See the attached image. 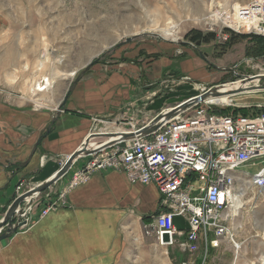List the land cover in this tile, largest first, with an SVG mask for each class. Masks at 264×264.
<instances>
[{
	"label": "rangeland",
	"instance_id": "obj_1",
	"mask_svg": "<svg viewBox=\"0 0 264 264\" xmlns=\"http://www.w3.org/2000/svg\"><path fill=\"white\" fill-rule=\"evenodd\" d=\"M249 1L0 0V20L3 21V26L0 27V46L4 50H14L15 58L9 70L12 73L10 76L14 78L16 86H19V94L31 99L37 112H65V102L72 92L70 88L90 62L96 61L78 82L94 77L100 83L113 73L125 76L126 83L130 85L131 102L123 105L115 114L90 116L96 123L92 125L88 135L112 133L116 130H128L130 114L133 121L141 126L157 118L163 111L170 109V112L183 102L201 95L203 89L209 90L237 82L240 76L256 73L246 69L244 65L235 70L236 74L232 71L235 65L246 58H254L256 62L262 63L263 57H246L245 51L228 69L216 70L210 60H206L207 54L211 60L224 58L223 61H227L238 56L241 47L232 46L234 49L229 50L228 56L222 57L217 53L222 49L223 43L216 42L214 37L208 42L202 39L209 34L214 36L211 30L225 28L224 14L231 12L233 7L237 9L238 6L246 5ZM214 15L216 16L213 17ZM165 31L173 33L177 40L164 38ZM127 39L131 41L126 43ZM185 43L199 54L200 60L206 62H194L198 73L196 80L187 75L175 76L169 75L170 73L160 76L155 68L149 67L150 60L157 59L160 56L158 53L164 56L166 48H179V51L169 54L172 57H181L180 46ZM240 43L245 45L246 50L248 39L240 40L235 45ZM136 65H141V68ZM251 84L250 90L257 92L240 96L248 102L247 106L212 105V109L216 112L228 108L262 110L264 79L260 80L258 88H252ZM39 86L46 87L44 92L39 93ZM34 87L38 92L28 90ZM112 137L108 139L111 140ZM90 140L100 146L106 138ZM92 150L95 149L89 151ZM67 157L58 163L55 173L63 166ZM86 157L76 159L65 176L40 192V198L32 203L31 215L34 219L37 218L34 212L42 206L41 198L46 193L54 196L55 192H59L62 189H58L59 184L66 177H69L68 181L79 170L81 162L89 160ZM49 160L51 159L48 156H41V167H45ZM263 160H256L255 165H264ZM242 170L254 174L257 168L245 166ZM20 182L24 183V192L44 183L41 180L25 178L18 183ZM18 183L12 188L9 206L15 200V187ZM242 189L226 213L227 235L218 247L205 246V243L199 242L194 254L182 251L178 245L165 250L149 231V225L144 228V232L151 236L150 241L146 244L133 243L126 264H264V188L254 189L247 186ZM235 202L237 207H234ZM21 208H26V205H21ZM7 209L0 212V220ZM12 224L15 227L14 214ZM4 231L1 230L0 235ZM17 232L20 230L17 229L15 233Z\"/></svg>",
	"mask_w": 264,
	"mask_h": 264
},
{
	"label": "crops",
	"instance_id": "obj_2",
	"mask_svg": "<svg viewBox=\"0 0 264 264\" xmlns=\"http://www.w3.org/2000/svg\"><path fill=\"white\" fill-rule=\"evenodd\" d=\"M238 46L241 48L235 58L211 60L207 54L206 60L216 70H226L244 55L245 45L233 47ZM180 48L181 57L169 54L179 48L164 49V56L155 52L160 56L150 60L149 67L160 76L170 73L196 80L194 62L202 60L186 43ZM14 58V50L0 46V212L9 206L16 183L24 178L47 181L58 163L82 146L94 124L90 116L115 114L131 102L126 77L113 73L100 83L94 77L78 82L65 102V112H37L32 100L19 94L20 88L10 76ZM32 89L37 91L28 88ZM43 155L51 159L45 167L40 164ZM85 163L83 160L78 169ZM67 201L68 207L35 217L27 232H17L0 242V264H126L133 243L150 241L144 228L160 213L156 186L131 184L119 171H94L85 184L69 193ZM175 225L185 227L180 218H175Z\"/></svg>",
	"mask_w": 264,
	"mask_h": 264
},
{
	"label": "built area",
	"instance_id": "obj_3",
	"mask_svg": "<svg viewBox=\"0 0 264 264\" xmlns=\"http://www.w3.org/2000/svg\"><path fill=\"white\" fill-rule=\"evenodd\" d=\"M224 15L225 28L211 30L216 42L224 43L229 39L225 30L264 38V0H250ZM229 17L234 19L232 23ZM256 61L246 58L235 65L232 71L244 65L256 73L240 76L237 82L228 84L250 81L258 87L264 77V57L262 63ZM207 91L203 89L201 94ZM211 106L205 100L176 112L169 119H165L169 112L165 110L157 116L160 118L157 130L146 136L141 131L153 120L138 126L130 114L128 130L119 133L132 134V137L119 136L117 141L88 155L83 168L74 172L59 192L54 196L46 193L41 198L37 217L43 218L51 211L68 207L69 193L85 184L94 171H119L131 184L154 185L158 189L160 213L152 218L148 229L161 247L178 245L190 254L197 251L199 242L218 247L227 235L226 213L242 188H264V165H255L256 160L264 159V106L263 111L253 117L223 115ZM245 166L257 170L250 174L242 170ZM23 187V182L16 185L15 199L25 194ZM40 195L32 193L21 204L26 208L19 205L15 210L14 226L22 224L18 227L20 232H27L34 225L32 203ZM175 218L182 219L185 227H177ZM164 235L168 236L167 242L163 241Z\"/></svg>",
	"mask_w": 264,
	"mask_h": 264
},
{
	"label": "water",
	"instance_id": "obj_4",
	"mask_svg": "<svg viewBox=\"0 0 264 264\" xmlns=\"http://www.w3.org/2000/svg\"><path fill=\"white\" fill-rule=\"evenodd\" d=\"M130 41H131V39H127L125 42L128 43ZM92 63L93 62H90L87 66H85L83 73L80 76H78L76 78V80L73 82V84H72V86L70 88L71 91L76 86V84L80 80L81 76L90 68ZM262 79H264V77H262ZM220 95L221 94H219V92H218L216 87L215 88H211L207 92H205L204 94H201V95H199V96H197L195 98H192V99H190L188 101H185L182 104L178 105L177 107L173 108L170 112H168L166 114L165 119L171 118L178 111H182V110H185V109L189 108L190 106L200 104V103L204 102L209 97H218ZM59 112H60V110H59ZM159 120H160L159 117L155 118L152 121L150 126L144 128L141 131V134L146 136V135H149L150 133H152L153 131H156L157 128H158ZM50 129H51V126L48 127L46 134L49 133ZM107 136H108L107 134H102V133L88 135L87 138L84 140L82 146L79 147L76 151H74L73 153H71L67 157V159L65 160L63 166L51 178H49L47 181H45L43 184L39 185L38 187L34 188L33 190H30V191L26 192L25 194H23L22 196L16 198L12 202V204L8 207L4 217L0 220V231L1 230H5L4 233L0 235V242L10 238L16 232L18 227H20L22 225V224H20L18 226L13 227L12 216H13L15 210L17 209V207L24 201V199H26L27 197L31 196L32 193H34V192H39L40 193V192H43L46 189H48L52 184L57 182L61 177H63L66 174V172L71 167L72 163L76 159H78L79 157L91 155V154L95 153L98 149L108 146L109 143H111V142L102 143L99 146L100 148H97L95 150H92V151L87 150V144L89 143L90 139H92V138H107ZM119 136H121L123 139H128V138L132 137V134H119ZM38 143L35 146V149L38 146ZM163 241L164 242L168 241V236L167 235L163 236Z\"/></svg>",
	"mask_w": 264,
	"mask_h": 264
},
{
	"label": "bare ground",
	"instance_id": "obj_5",
	"mask_svg": "<svg viewBox=\"0 0 264 264\" xmlns=\"http://www.w3.org/2000/svg\"><path fill=\"white\" fill-rule=\"evenodd\" d=\"M215 16L216 15H214L213 17H215ZM231 20H234V19L232 17H229V21L230 22H232ZM163 36H164V38H170L173 41H176L177 40V39H174L173 33L169 32V31L163 32ZM250 84L251 83H249V82H242V83H234L233 85L226 83L224 85L217 86L216 88H217L219 94H221V95L218 96V97H209V98L206 99V102L208 104H210V105H215V106L216 105H219V106L220 105H224V106L226 105L227 106V105H231V104L232 105H235V106H239V107L240 106L241 107L242 106H247L248 105V102L245 101L244 99H241L240 96L241 95H245V94L246 95L247 94H254V93L257 92V91L250 90V88H251V87H249ZM253 87L256 88V85L252 86V88ZM45 89H46V87L41 88V86H39L38 91H44ZM240 92H242V93H240ZM120 131L121 130H116V132L114 131L115 133L114 132H112V133L111 132L106 133L108 136H107L106 141L104 143L117 141L119 139V134H120L119 132ZM109 137H112V139L109 140L108 139ZM91 141L92 140H90L89 143L87 144V150L97 149L99 147V145L97 143H93ZM27 200H30V199H27ZM236 202L234 204V207H237ZM236 248H238V247H236Z\"/></svg>",
	"mask_w": 264,
	"mask_h": 264
},
{
	"label": "trees",
	"instance_id": "obj_6",
	"mask_svg": "<svg viewBox=\"0 0 264 264\" xmlns=\"http://www.w3.org/2000/svg\"><path fill=\"white\" fill-rule=\"evenodd\" d=\"M227 32L230 33L229 39L224 42L222 45V49L217 53L219 56L225 55L236 43H238L240 40H247L248 44L245 50V56L246 57H264V38L261 36H254V35H245V34H234L227 30ZM213 35L209 34L208 36H205V38H202L203 41L208 42L209 40L213 39ZM250 42V43H249ZM96 61H94L92 64H95ZM263 110H254V108L245 109V108H235L233 110L225 109L223 111H220L219 113L223 115H229V116H235V117H253L257 114H260Z\"/></svg>",
	"mask_w": 264,
	"mask_h": 264
}]
</instances>
